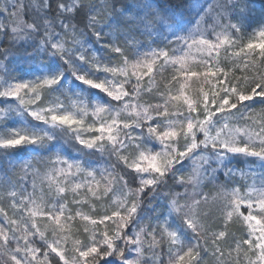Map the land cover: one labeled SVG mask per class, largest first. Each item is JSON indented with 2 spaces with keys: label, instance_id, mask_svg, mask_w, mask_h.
<instances>
[{
  "label": "snow or ice",
  "instance_id": "6c2138e0",
  "mask_svg": "<svg viewBox=\"0 0 264 264\" xmlns=\"http://www.w3.org/2000/svg\"><path fill=\"white\" fill-rule=\"evenodd\" d=\"M254 10L0 0V264H264Z\"/></svg>",
  "mask_w": 264,
  "mask_h": 264
},
{
  "label": "trees",
  "instance_id": "16d2710c",
  "mask_svg": "<svg viewBox=\"0 0 264 264\" xmlns=\"http://www.w3.org/2000/svg\"><path fill=\"white\" fill-rule=\"evenodd\" d=\"M203 0H152V2L162 8L165 9H169L171 11H181L184 10L186 13V19H192V16L187 14V6L189 4H196V3H201ZM94 2L97 5H100L102 3V0H94ZM252 4L254 5V11L251 14V18L249 23L253 24L255 22L258 21V19L260 18V11L261 8H264V0H251ZM97 48H99V45H96ZM171 70L169 69L168 71L165 72V76L170 78V72ZM159 78V82H157L158 84L161 83V77L157 76ZM156 77V78H157ZM34 156V154L32 152H30L27 148H23L20 150H17V159L21 160V161H27V160H31L32 157ZM242 166V165H240ZM17 179L19 177H16ZM238 226H232L230 231L232 232H236ZM86 235V234H85ZM237 235H239V233L237 232Z\"/></svg>",
  "mask_w": 264,
  "mask_h": 264
},
{
  "label": "rangeland",
  "instance_id": "374dc122",
  "mask_svg": "<svg viewBox=\"0 0 264 264\" xmlns=\"http://www.w3.org/2000/svg\"><path fill=\"white\" fill-rule=\"evenodd\" d=\"M208 2H211V0H208ZM201 3H205V0H203ZM258 22H259V19H258L257 22L251 24L252 28H254ZM249 31H251V28L249 29ZM153 47H155V45H153ZM222 56H223V53H222ZM170 70H171V69H170ZM170 72H171V71H170ZM156 81L159 82V78H158V77L156 78ZM146 99H148V98L146 97ZM0 107H3V105L0 104ZM81 231H82V230H81ZM84 235H85V234H84ZM84 235H81V236H80V238H81L82 240L84 239ZM208 260L211 261V257H208Z\"/></svg>",
  "mask_w": 264,
  "mask_h": 264
}]
</instances>
